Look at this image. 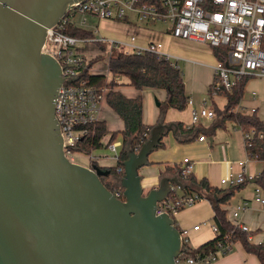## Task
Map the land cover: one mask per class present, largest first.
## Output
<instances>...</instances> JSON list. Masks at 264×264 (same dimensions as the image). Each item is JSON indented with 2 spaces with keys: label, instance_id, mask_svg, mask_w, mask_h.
Masks as SVG:
<instances>
[{
  "label": "water",
  "instance_id": "obj_1",
  "mask_svg": "<svg viewBox=\"0 0 264 264\" xmlns=\"http://www.w3.org/2000/svg\"><path fill=\"white\" fill-rule=\"evenodd\" d=\"M81 1L0 0V264H176L180 231L155 207L181 183L162 177L144 192L138 173L171 125H154L128 151L123 200L101 183L107 170L63 153L54 115L63 78L41 46Z\"/></svg>",
  "mask_w": 264,
  "mask_h": 264
},
{
  "label": "built area",
  "instance_id": "obj_2",
  "mask_svg": "<svg viewBox=\"0 0 264 264\" xmlns=\"http://www.w3.org/2000/svg\"><path fill=\"white\" fill-rule=\"evenodd\" d=\"M130 15L143 24L161 23L167 26L166 31L172 38L205 44L210 48L225 49V62L217 61L212 67L213 79L208 91L211 96H216L221 91L231 92L243 77H264V0H157L155 2L84 0L75 2L55 26L46 29L45 40L41 46V52L54 58L61 69L63 81L55 94L54 115L62 138L63 153L70 162L74 163L75 153H81L94 160L91 151L86 153L83 149L79 151L76 149L95 139L100 106L108 91L106 86L90 82V76L98 75L93 70L95 56L90 57L87 51H84L87 48H80L81 44L86 46L95 44L102 50L107 46L110 49L109 58L111 50L122 48L123 53L138 55L152 53L160 58L174 61L169 55L160 52V43L136 45L133 35L125 41H119L102 36L96 38L93 34L91 37L83 38L66 33L67 28L81 29L86 25L88 16L117 21ZM103 77L106 82L116 84L119 80V77L112 75L108 68L107 75ZM186 105L192 107L193 101L187 99ZM231 113H239V104L231 110ZM215 117L214 109L206 101H202L197 108L191 110L190 124L196 125L202 119L213 120ZM236 129L243 137L245 157L234 163H228V168L219 179V184L223 187H236L254 182L253 201L264 207V190L255 182L257 177L250 175L246 170L247 163L259 160L256 152L252 150L253 134L242 131L237 124ZM143 137L148 138V134L144 133ZM110 140L112 142L109 141L106 147L114 153L112 158L117 162L119 157L117 148H121L122 142H113L111 138ZM197 140L202 142L205 137L201 135ZM101 141L102 138L99 140L100 146ZM92 163L95 165V162L92 161ZM183 163L185 175L191 174L192 165L189 160L185 158ZM117 172L123 173V166L118 168ZM179 190L180 187L176 185L170 186L168 195L156 203L157 215L167 214L174 221V217L181 209L204 199L198 194H180ZM111 193L117 199L123 200L120 187L113 189ZM247 204V201H244L236 205L227 220L237 230L246 233L247 240L250 242L248 227L235 221L241 212L247 209ZM201 226V224L194 225L192 230L198 231ZM210 230L214 235H219L214 224H211ZM179 231L183 244L187 241L182 238V235L187 234V230ZM234 245L232 238L227 236L218 243L215 252L184 259L180 257V252L175 262L176 264H213L219 257L230 253Z\"/></svg>",
  "mask_w": 264,
  "mask_h": 264
},
{
  "label": "crops",
  "instance_id": "obj_3",
  "mask_svg": "<svg viewBox=\"0 0 264 264\" xmlns=\"http://www.w3.org/2000/svg\"><path fill=\"white\" fill-rule=\"evenodd\" d=\"M91 18H95L92 16L87 17V23L84 25L80 30H84L90 32L95 36V32H100L101 27L106 25V28L109 31V37L106 38L125 41L130 36H135L136 45H146L147 43H160L161 48L160 52L163 54H167L172 57L173 62L179 68L180 63L184 65L186 70L187 62L192 61V63L197 64L199 61H205L201 63H206L204 67H207L211 72L209 73L208 77L206 76L203 81H198L199 91H204L208 89L211 77H213V70L212 67L216 63L215 57L212 53V49L205 44H200L196 42H191L187 40H180L172 38L167 33V27L164 28L161 23H153V24H135L131 25V23H115V21L109 20H99V24L97 26H88V22ZM155 24H161L163 27L161 30L156 28ZM151 25V26H150ZM101 26V27H99ZM165 26V25H164ZM100 29V30H99ZM105 37V36H103ZM203 46L207 47L208 49L202 48ZM87 51L90 57H93V54L90 55V49L84 50ZM178 56H176V54ZM179 55H183V58H179ZM108 63V60H107ZM107 63H106V72L101 70H95L94 72L98 75H107ZM193 66V64H192ZM198 68V66H197ZM196 69V67H195ZM201 69V68H199ZM201 74V70H198ZM118 85L116 86V90L121 92L124 96L128 98L136 97L140 95L142 98V122L144 125L147 126H154L158 123L171 125L169 130H166L164 134L161 135L159 145L156 147L152 152L148 155V165L143 166L139 169V174L141 176V185L144 190L149 191L152 188L158 187V183L162 177H171L169 175L164 174V169L166 166H174L180 165L181 167L184 166L183 160L187 158L189 163L192 165V175L197 180L205 178L209 185L216 188H222L219 184V179L225 174L228 163H234L235 161L244 159L245 157V149H244V141L242 134L239 130L236 129V124L233 121H225L222 125L218 126L217 123L219 121L202 119L200 123L196 125L190 124V112L192 109H195L199 106L202 101L207 100L203 97L200 99H196L194 97V92L188 91L187 83L184 82L185 93L188 99L193 101V106L189 107L186 105V108L183 111H176L172 108H165V113L162 118L161 122H158L159 118V108L162 103L166 101V92L162 90H155V89H143L140 91L135 90L133 87L128 85V80L124 77H119ZM151 90L154 95H156V103H158L157 108L150 107V103L145 100V95L143 94ZM256 92L252 91L249 94L250 99L253 101H245L241 100L239 102V113L245 115H251L252 113H256L258 116L259 104H257L254 100L256 98ZM218 95L214 96L217 97ZM147 97V96H146ZM211 97V101H212ZM195 99V100H194ZM159 101V102H158ZM105 106L112 112V110L106 105L105 99L102 101ZM101 103V104H102ZM208 103V102H207ZM209 104V103H208ZM225 104V101H224ZM223 104V106H224ZM212 108L216 107L215 102H210L209 104ZM102 106V105H101ZM101 106L99 110V121H104L106 125L107 132H110V126L105 117L101 116ZM222 106V107H223ZM221 107V108H222ZM219 108V109H221ZM214 109V108H213ZM253 111V112H252ZM114 114V112H112ZM147 113L149 116L146 117ZM183 113H187L188 115L185 119L182 117ZM115 117L116 114H114ZM261 119V118H260ZM117 120L121 122V120L117 117ZM264 120V119H262ZM181 125L182 131L180 132L177 124ZM203 123L204 125H202ZM111 124V123H110ZM208 127H207V126ZM122 122H121V129H122ZM188 127H191L193 130H197L199 136H204V141H198L197 137L189 140H185L186 137L189 135V132H186ZM120 128L118 130H121ZM106 132V133H107ZM105 136V135H104ZM103 136V137H104ZM102 137V139H103ZM161 143V146H160ZM224 143V144H223ZM151 160L149 157H152ZM98 166V164L95 163ZM103 166V165H102ZM234 166V164H233ZM100 167V166H99ZM236 169V167L234 166ZM246 170L250 175L258 177L262 175L264 178V161L255 160L250 161L246 164ZM179 181V180H178ZM180 182V181H179ZM174 185V184H173ZM254 185L255 183H248L245 184L242 188L237 190L229 202L223 206L226 209L227 213L229 210V214L233 211L236 205L247 201V209L241 212L238 219L235 220L239 224L245 225L249 229V235L251 238V243L254 244H264V207L260 204L255 203L253 201V193H254ZM180 194H185V192L181 189L178 191ZM207 200V199H206ZM207 205H210L209 201L207 200ZM203 202L199 201L190 207H194L195 209L200 207V204ZM211 214L212 219V209L209 211ZM179 216V212L176 214ZM175 218V217H174ZM229 218V215H227ZM181 218H178V221L174 220L176 227L179 229L177 223H180ZM201 223H194V225H198ZM180 225V224H179ZM192 226V227H193ZM189 228L190 231H193ZM181 230V229H180ZM186 230V229H184ZM202 226L198 231H193L196 238H199V233H201ZM209 232H203L202 240L193 248L198 247L202 243L210 240L213 238L214 234L212 235ZM211 234V235H210ZM213 264H260L258 258L250 253H247L240 243H235L233 246V250L224 255L219 257Z\"/></svg>",
  "mask_w": 264,
  "mask_h": 264
},
{
  "label": "trees",
  "instance_id": "obj_4",
  "mask_svg": "<svg viewBox=\"0 0 264 264\" xmlns=\"http://www.w3.org/2000/svg\"><path fill=\"white\" fill-rule=\"evenodd\" d=\"M148 2V0H143ZM157 0H149L155 2ZM66 33L78 37H91V33L77 28H67ZM216 62H225V49L211 48ZM108 71L118 77H124L128 80V85L135 90L155 89L166 92V101L162 103L159 108L158 122L162 121L165 113V108H172L176 111H183L186 108L187 95L185 93L183 74L176 64L170 60L158 57L152 53L144 54H127L118 53L116 56L110 57L107 63ZM249 77H243L232 89L231 92L221 91L218 96L225 98L224 106L219 109L213 107L220 116L218 126L225 121H233L240 126L244 132H252L253 147L252 150L256 152L258 159L264 161V120L260 119L256 113L251 115H242L240 113H231L239 102L243 99L244 86ZM90 82L99 86H106L108 91L105 96L106 105L116 114L122 122V129L111 134V139L116 137L120 132L122 137V146L119 152V157L115 167L102 168L107 170L109 175L100 177L101 183L110 192L113 189L119 188V178L122 173L117 172L118 168L122 167V163L127 159L129 150L138 151L147 137H143L144 133L149 136L150 130L153 126L144 125L142 122V98L137 95L133 98L124 96L121 92L114 89L117 84L113 82H106L103 75H94L89 77ZM180 132L181 125L177 124ZM189 135L185 140L199 137L197 130L187 129ZM107 129L104 121H99L97 124V135L93 142H87L76 151L83 149L86 153L91 150L99 148V140L106 134ZM261 135V137H259ZM161 146V143H160ZM184 167L180 165L166 166L164 174L176 177L181 183V189L185 194H198L207 199L212 209V224H214L219 235H214L212 239L202 243L196 248L190 247L187 242H183L181 258L195 257L196 255L205 256L209 252H215L218 243L225 237L230 236L234 243H240L243 249L250 254L255 255L260 264H264V244H254L247 240V234L237 230L227 220V211L223 208L237 190L243 185L236 187H222L216 188L209 185L208 181L203 178L197 180L192 173L185 175ZM255 182L264 190V178L259 175ZM182 210V209H181Z\"/></svg>",
  "mask_w": 264,
  "mask_h": 264
},
{
  "label": "rangeland",
  "instance_id": "obj_5",
  "mask_svg": "<svg viewBox=\"0 0 264 264\" xmlns=\"http://www.w3.org/2000/svg\"><path fill=\"white\" fill-rule=\"evenodd\" d=\"M115 21V23H131V25H141L143 23L139 22L137 19H135L133 17V15L128 16L127 18L123 19V20H112ZM99 24V20L98 18H91V20L88 22V26H97ZM151 26V25H150ZM156 28L158 29H162L163 27L166 28L167 26H164L161 24H155ZM101 27V26H99ZM100 30V29H99ZM109 31L106 28V25L103 26V28L101 27L100 32L98 31L95 32V37L99 38L100 36H108L109 37ZM194 43V42H193ZM80 48H87L86 50L90 49V55L93 54V56H95V58L93 59V70H101L103 72H106V63L107 60L109 58V52L110 49L109 47L105 46L104 50L98 48V46H96L95 44L86 46L84 44L80 45ZM202 48L204 49H208L207 47L203 46ZM123 49L122 48H117L115 50H111V54L110 57L116 56L118 53H122ZM176 54V53H175ZM89 55V54H88ZM176 56H178L176 54ZM183 55H179V58H183ZM201 62H205V61H199L197 64L192 63V61L187 62V65L190 66H186V70L184 68V65L182 63H180V71L183 74V80L185 83H187L188 86V91H193L194 92V97L196 99H200V97H203L207 100V102L210 104V102H215L216 106L218 108H221L224 104L225 98L222 96H211L208 92V90L206 89L204 91V89L202 91H199V87L197 89V86L199 85L198 81H203L204 78L211 72L207 67H204V65H206V63H201ZM193 64V66H192ZM198 66V68H197ZM196 67V69H195ZM201 68V69H199ZM198 70H201V74L199 73ZM213 79V77H211ZM211 79V82H212ZM210 82V85H211ZM118 85V84H117ZM209 85V87H210ZM208 87V89H209ZM116 89V87L114 88ZM255 91L256 94V98H255V102L257 104H259V110H258V117L261 119H264V77H249L245 86H244V91H243V100L245 101H253L252 99H250L249 94L250 92ZM145 95V100L147 101V107H148V102L150 103V107L152 108H157V103H156V99L159 100V98H156L157 96L154 95L152 93L151 90H148L147 92H145L143 94V96ZM147 96V97H146ZM211 97L212 101H211ZM195 100V99H194ZM159 102V101H158ZM101 116L105 117V119L107 120V122L109 123L110 128V132H107L105 134V136L103 137L102 141H101V146L99 148L93 149L91 150V154L92 156H94V160L90 159L88 156H85L81 153H75L74 154V163H77L81 166H85V167H89L91 166L93 162H95L96 164H98V166L100 167H106V168H111V167H115L116 166V162L115 160L112 158L114 153H112L107 147L106 144L111 141V134L113 132H117L118 129H121V122H119V120H117V117H115V115L108 110V108L105 106L104 103L101 104ZM215 110V109H214ZM218 110L215 111L216 113V117L214 119V121H219L220 116L217 113ZM187 113H183L182 117L185 119V117L187 116ZM149 116V113H147L146 117ZM111 123V124H110ZM202 125H204L203 123H201ZM207 126V125H206ZM208 127V126H207ZM113 142L114 141H120L122 142V137L120 135V132H118L116 134V137H114V139H112ZM112 142V141H111ZM224 144V143H223ZM121 148H117V152H120ZM155 153V152H152ZM153 155L156 154H152V157L150 156L149 159L151 160V158H153ZM103 165V166H102ZM139 173V172H138ZM140 175V174H139ZM144 192H146V190H144ZM201 202H203V204H200V207L195 209L194 207H186L182 210L179 211V216H175L174 220L178 221V218H181L180 223L178 222L177 225L179 226V230H187V234L182 235V238L184 240L187 241V244L190 247H195L203 238V232L207 233L209 232L208 229L210 230V226L212 224V220H211V214L209 213V211H211V207L209 205H207V200L204 198L201 200ZM198 203V202H197ZM227 215H229V210ZM204 222V224H202ZM194 223H201L202 225V232L199 233V238L197 239L195 234L193 233V231H190L189 228L191 229V227L193 226ZM180 224V225H179ZM210 233L213 235L212 231L210 230ZM210 234V235H211Z\"/></svg>",
  "mask_w": 264,
  "mask_h": 264
}]
</instances>
